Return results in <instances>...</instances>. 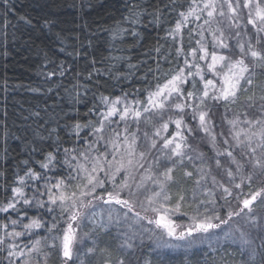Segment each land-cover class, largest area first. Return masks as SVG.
Masks as SVG:
<instances>
[{"label":"snow or ice","instance_id":"snow-or-ice-1","mask_svg":"<svg viewBox=\"0 0 264 264\" xmlns=\"http://www.w3.org/2000/svg\"><path fill=\"white\" fill-rule=\"evenodd\" d=\"M124 7L112 25H78L90 36L75 34L70 50L58 49L73 65L44 53L53 104L43 116L31 113L40 118L31 139L7 126V111L0 116L4 163L15 151L9 140L27 154L10 183L0 172V264H153L142 251L141 230L155 235L145 222L161 230L155 264H169L163 250L177 248L183 264L192 249L204 264H264V0H124ZM165 10L178 18L165 29L168 49H152L145 86L114 98L93 92L126 62L131 48L121 46L131 38L135 47L139 28L157 25ZM19 20L36 27L31 17ZM7 28L0 22L3 56ZM98 31L108 36L99 57L91 39ZM175 215L189 223L178 227Z\"/></svg>","mask_w":264,"mask_h":264},{"label":"trees","instance_id":"trees-1","mask_svg":"<svg viewBox=\"0 0 264 264\" xmlns=\"http://www.w3.org/2000/svg\"><path fill=\"white\" fill-rule=\"evenodd\" d=\"M154 2L160 4L161 0H154ZM178 2L184 3L185 0H178ZM83 3L88 7H84L81 11V0H8L7 5L3 3V0H0V22L8 24L7 31L9 33L7 56L0 55V116L7 111V126L20 135H24L25 130H27L29 139L32 138L31 129L36 128L40 120V118L33 117L31 113L41 111L43 116V109L53 104L52 98L45 94L51 82L46 81L44 77L45 69L43 65L47 60L44 53L47 52L48 56L53 59L58 56L60 60L73 65L75 62L72 61L71 57L60 53L58 49L66 46L70 50L73 44L72 37L75 34H80L85 40L90 36V33L84 32L78 25L87 21L95 30L97 25H112L126 14L124 0H83ZM165 13L162 21L157 25L139 28L142 38L136 43L135 47L131 45V38H129L128 44L121 46L131 48L128 53V56L131 57L130 63L137 65V67L130 68L128 66V56L125 57L126 62L124 63L117 61L112 72L103 76L98 86L92 87L93 92H96L99 88V91L114 98L122 95L124 91L131 93L134 89L145 86L142 77L147 72L148 67L154 68L156 64V60L151 58L156 55L152 52V49L161 45L163 46L162 52L168 49L170 41L165 39V29L174 24L178 18L175 11L165 10ZM21 15L31 17L36 27H30L20 21L19 16ZM46 20H54L56 23L50 29L44 26ZM58 32L64 37V44H61L57 39L56 33ZM12 33L15 34L14 39ZM91 39L93 46L97 49L96 55L99 57L100 53L105 51V41L108 39L107 33L98 31L97 35L92 36ZM0 40H2V36H0ZM3 50V44H0V51ZM145 52L149 53L146 64L144 63L146 59ZM157 59L159 58L157 57ZM160 64L162 68L166 67L162 59ZM82 66V64L79 65V67ZM51 67L52 65H49V68ZM101 67H104V65H101ZM149 77H151V73H149ZM5 81L7 82L6 85ZM65 83H67V80H65ZM5 86L7 87L6 92L4 91ZM32 88H39L41 92H32L30 91ZM87 98L89 101L93 99L91 95ZM78 107L81 113L86 111L84 105ZM26 116L28 117L27 120L24 119ZM29 125L31 128H29ZM8 144L10 149L14 148L15 151L9 152L7 163H4L3 141L0 140V172L7 174L10 183L12 169L18 160L27 158V154L21 150L22 146L19 141L9 140ZM4 180L5 177L0 176V201L4 197ZM148 215L151 216L153 213L149 212ZM172 219L178 227L186 226L189 223L188 217L175 215ZM144 227L155 232V235H152L151 232L141 230L143 232L142 251L144 258L152 260L155 264V256L150 252L154 241L161 235V230L155 229L153 225H148L146 222ZM137 242L139 243V240ZM172 243L179 242L173 241ZM229 252L239 262L240 257L232 251V248H229ZM165 258L168 259L169 264H183L184 261L181 255ZM190 260L191 264H204L201 255L195 253Z\"/></svg>","mask_w":264,"mask_h":264},{"label":"rangeland","instance_id":"rangeland-1","mask_svg":"<svg viewBox=\"0 0 264 264\" xmlns=\"http://www.w3.org/2000/svg\"><path fill=\"white\" fill-rule=\"evenodd\" d=\"M141 199H143V197H141ZM131 215V214H130ZM143 233V232H142ZM197 243L199 244L200 241L198 240ZM221 243H224V241H221ZM204 245H207V240L204 241ZM233 248L236 247L235 245L232 246ZM154 245L151 248V254L156 256V253L153 251ZM196 249H192L190 252L187 253V255L189 256V258H191L193 256L194 253H196ZM236 253V252H235ZM176 255H181L183 258L185 257V250L183 248H177V249H165L163 250V256L164 257H173ZM235 255V254H234ZM240 257V256H239ZM149 259V258H148Z\"/></svg>","mask_w":264,"mask_h":264}]
</instances>
